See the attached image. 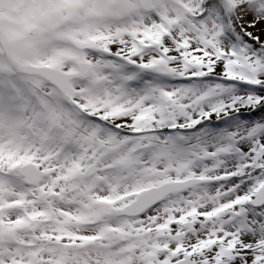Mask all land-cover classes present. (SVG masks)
<instances>
[{
  "label": "snow or ice",
  "instance_id": "1",
  "mask_svg": "<svg viewBox=\"0 0 264 264\" xmlns=\"http://www.w3.org/2000/svg\"><path fill=\"white\" fill-rule=\"evenodd\" d=\"M69 61L0 86V264H264V0H164Z\"/></svg>",
  "mask_w": 264,
  "mask_h": 264
},
{
  "label": "rangeland",
  "instance_id": "2",
  "mask_svg": "<svg viewBox=\"0 0 264 264\" xmlns=\"http://www.w3.org/2000/svg\"><path fill=\"white\" fill-rule=\"evenodd\" d=\"M119 3H112L110 0H106L108 6L105 4V0H81V3L77 1L62 0L61 5L57 1L53 3H47L49 10L45 15L36 18L32 12H27L26 9L19 14H7L0 15L2 23L0 32V75L1 72L7 71L3 65L2 57L6 56L11 58L9 53H3L8 47L9 41L7 37L20 34H29L25 43L29 45V50L25 56L20 59V62L35 63L37 61L46 62L47 64H53L54 59H63L69 61L71 55H67L63 43L66 41H72L76 48L79 49L78 54L82 53L84 45V37L89 39L101 34L113 32L118 27L123 26L133 20L136 17H144V13L140 12L137 7L132 3V7L128 15L118 23L113 21L114 16H118ZM37 3L38 0H10L9 3L16 5L15 3ZM84 3H87L84 4ZM164 2L153 4L151 12L157 11ZM3 4L0 3V7ZM84 8V9H82ZM3 12H6V8H1ZM150 12V13H151ZM91 15L94 18V22L89 23L85 20V15ZM149 13H146L147 16ZM109 18L106 20V18ZM105 23L103 24L102 22ZM16 25V32H6V23ZM48 25H57V30L54 34L47 33ZM14 28V27H11ZM8 35V36H6ZM64 53V54H63ZM57 60V61H58ZM70 62V61H69ZM13 78V87L24 85L33 80L22 79L15 73H11Z\"/></svg>",
  "mask_w": 264,
  "mask_h": 264
}]
</instances>
